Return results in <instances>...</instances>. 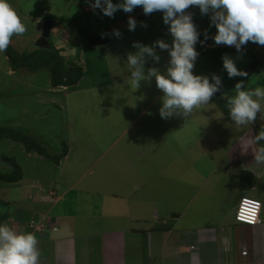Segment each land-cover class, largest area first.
<instances>
[{
  "label": "rangeland",
  "instance_id": "obj_1",
  "mask_svg": "<svg viewBox=\"0 0 264 264\" xmlns=\"http://www.w3.org/2000/svg\"><path fill=\"white\" fill-rule=\"evenodd\" d=\"M120 2L121 0H113V3ZM9 3L16 10L27 30L22 35H14L7 51L0 53V130H13L18 136L22 135L21 138L24 136L34 138L36 141L44 142L45 145L49 144V140L44 133L48 136L57 134L59 138H55L52 144L55 149H60L65 145L62 138L66 135H69L71 140L73 136L76 137L77 135L74 141V152L75 156L79 157L80 161L82 160L83 166L81 168L82 172L79 171L78 174L80 172L82 174L90 168L87 170V176L84 177L82 187L89 185L90 182L93 183L95 190L100 194L99 200L103 202V209H111L114 213L124 215L131 211L130 207L132 205L135 206L134 209L143 207L146 209L150 207L151 209L158 206L160 201L165 205L177 207L178 205L174 201L177 195L176 191L180 188L179 178L181 181L197 179L199 184L205 181L203 177L211 170L210 157H213L215 162L225 158L226 152L239 139L244 140L245 148L248 149L253 146L252 139L254 140V136L248 133L253 129V126L255 132L252 134L256 135L257 130L260 131L261 126L264 124H257L258 120L237 128L235 122L229 119L218 105L211 102L195 109L192 115L187 118L173 116L165 120L161 118L159 112L162 106L160 97L163 93L156 87L154 77L150 84L141 81L138 89L130 87L131 77H129L130 72L127 66V54L128 52L137 51L133 47V43L141 42L145 45H151L152 42L149 38L154 37L163 39L168 43L173 41V37H167L163 34L165 24L161 11L152 13L151 19L144 21L147 27H142V21H140L134 31H130L127 24L126 28L120 32V37L117 38L113 33L112 40L115 49L108 52V58L103 57V55L100 56L99 49L96 50L94 56H90L95 60V67L92 71V74L95 75L88 81H108L111 76L109 86L96 84L93 86L94 90L75 93L73 92L75 90L74 86L68 88L60 85L53 86L55 79L53 78L51 66H60V63H62L64 66L71 68H85L84 61L80 60L82 50L84 47H90L88 43H92L91 39L93 42H97V39L103 36L108 38L110 31L107 30L118 24L117 22L124 15L123 10H118L113 18L104 15L100 9L87 14L84 7L86 4L94 3V0H9ZM142 9V6L137 8L140 12H142ZM187 11L193 13L194 18H198V14L202 17L197 6H192ZM48 16L56 21L50 39L53 48L50 50L40 49L43 54L38 53L35 55L34 52L38 49L35 47V43L42 34L43 24L48 20ZM210 16L211 13L205 16V20L209 25ZM150 20H156V24H151L149 27L147 22ZM142 28L144 31L148 29L149 37L142 32ZM202 33L205 35L204 31ZM102 34L104 35L102 36ZM218 46L213 53L210 52V55L197 58L193 69L195 75H207L211 79L212 74H216L221 77L223 83L226 77L216 73L217 71L214 70L211 61L214 60L216 64H223L220 52L222 50L230 51L228 55L234 59L235 63L239 61L238 64L244 61V63L248 62V64H243L240 67V70L248 73V77H234V82L230 83L228 87L238 80L244 81L245 90L264 86V46L259 45L258 55L252 56L253 59L251 60L250 56L241 53L247 52V47L238 52L234 46ZM11 49L13 51L8 52ZM55 50H58V53ZM233 52L236 55L232 56ZM157 53L161 57L160 61L156 63L149 59L145 64L146 72L148 68L153 66L160 68L162 72L166 71L170 59L169 53L168 51ZM29 54L35 55H31V59L29 58L32 69L29 67H15L16 64L23 61V57ZM204 61L207 67L206 69H200L199 66ZM33 63H35L34 67ZM255 63L258 66H255ZM228 87L219 91L222 97L224 93L234 94L235 86ZM69 93L70 96L67 99L60 98V102L66 100L71 108L70 126L72 130L66 134L67 132L65 133L62 129L66 119L62 115L60 105L53 106L48 114L41 112L40 108L50 103V101L52 102V100L57 101L53 98L55 95L66 96ZM28 98L35 102L27 101ZM57 102L59 103V100ZM36 110L40 113L36 114ZM50 117L54 121L59 120L55 131L52 130L53 122ZM137 117L138 120L129 127ZM42 123L45 124L41 125ZM32 124L36 129L32 128ZM251 125L253 126L251 127ZM52 131L53 133H51ZM31 132H34V134ZM4 140H10L12 145L4 143L3 140L0 141V171L11 173L13 166L2 159V156L19 161L17 160L19 155L17 153L13 155V151L19 149L13 150L16 143H13L12 140L16 141L15 139L5 138ZM20 141L22 140L20 139ZM20 141H17V143ZM257 146L259 148L262 145L257 144ZM45 147L48 149V146ZM54 151L56 152V150ZM101 152L105 153L99 160L101 164L99 163L97 167L91 169L92 163L89 162L99 159ZM82 153H84V157ZM206 153H208L207 156ZM253 155L255 156V152ZM188 159L197 160V163L201 164L198 167L200 173L204 169L201 175L191 170L190 163L186 162ZM51 161L53 163L55 160H49V162ZM205 163L208 164V168L202 167V164ZM102 164L109 167L107 166L103 170L100 168ZM260 164L264 170V163ZM31 165L34 167L32 163ZM32 166L31 170L33 169ZM126 172L127 176H125ZM218 175L222 179L218 184H215ZM125 179H131L132 183L125 182ZM238 181L239 176L235 172L228 175V177L224 174L215 173L214 177L207 182V186L211 188V193L209 194L208 191L201 193L199 191L193 197L192 203L186 211L195 212L200 210L203 213L202 215L210 213L211 216L214 214L213 218L214 216L218 218V216H225V214L230 216V212L234 209V216L236 205L240 202L241 197H244L243 194L238 193V189L234 190V186L238 185ZM258 185L264 187V179L259 181L257 187ZM136 186L139 189H136ZM113 188L116 189L112 192ZM78 190L76 189L75 192L73 191L67 196L64 206L68 208L77 207L80 202ZM124 191L130 194L133 191V198L128 205H126L127 201L121 196L115 198L112 195L110 197L106 195L110 192L116 194L124 193ZM247 197L257 198L253 194H249ZM147 199L152 201L151 204L147 202ZM178 200L183 201L185 198ZM203 201L207 202L206 207H209L207 211L202 208ZM61 206L63 204L60 205L57 211ZM6 208L5 204H0V213H4ZM175 208L165 210L170 212L176 210ZM155 209H158V207H155ZM159 211L160 209L158 213ZM180 211L183 212V210ZM165 212L160 213L164 214ZM54 214H56V210ZM206 219L207 217L203 218L202 221L204 222Z\"/></svg>",
  "mask_w": 264,
  "mask_h": 264
},
{
  "label": "crops",
  "instance_id": "obj_2",
  "mask_svg": "<svg viewBox=\"0 0 264 264\" xmlns=\"http://www.w3.org/2000/svg\"><path fill=\"white\" fill-rule=\"evenodd\" d=\"M137 8L131 13H125L123 11L124 15L117 22L118 24L115 23L116 25L109 29L110 34L105 43H88L90 47H84L80 60L84 61L85 68L82 69L83 75L78 83L71 85L75 87L73 92H89L90 90H94L93 86L96 84H104L103 86L110 85L111 76L108 81H88V79L95 75L92 74L93 68L95 67V60L90 56H94L96 50L99 49L100 56L103 55V57L108 58V52L115 49L113 48L114 42L112 40L114 30L117 28L118 30L122 29L120 32L123 31L128 24L129 17L134 18L137 23L149 20V18L151 19L152 15L148 19H141L140 15L144 11L142 9V12H140ZM84 11L89 14L93 12V9L90 4H86ZM133 13L135 14L133 15ZM199 15H197L198 18L193 17V20L197 22L196 25L201 33L203 31L205 33V30H207L210 40L208 39L203 46L200 43L196 44L195 47L199 53L198 58L203 55H210V52L213 53L214 49L219 47L213 43L214 39L211 38L215 36L217 29L215 26L210 27L205 20L206 15H202V17ZM147 23L150 27L151 24H156V20H150ZM169 27L170 25H165V30H163V34L167 37L171 36ZM142 32L149 37L148 29L144 31L142 28ZM51 34L53 35V32ZM203 37V39H200L201 41L205 40V35ZM149 39H151L153 44L157 38ZM211 40L213 41L211 42ZM169 44H172V41ZM244 47H247L248 51L241 53L250 56V60L253 59L252 56L258 55V44L250 41ZM159 51L162 50L157 48V52ZM166 51L163 50V52ZM223 53L230 54V51L222 50L220 55L223 56ZM233 53L231 54L232 56L236 55L235 52ZM211 62L214 70L217 71L216 73L226 77V80L223 82L224 84L222 83L223 87H228L230 83L234 82L233 78L228 77L227 71L223 68V64H216L214 60ZM244 62L240 64L236 63L238 69L243 64H248V62ZM206 67L207 64L205 61L199 66L200 69H206ZM66 87L68 88L69 86ZM69 96L70 93L66 96L55 95L53 98L54 100H59V103L52 100V102L50 101V103L44 105L42 108L39 107L41 112L48 114L53 106L59 104L61 112H63L62 115L66 119L64 126H62L63 131L65 133L67 132L66 134L72 130L70 126L71 108L66 100L60 102V98L67 99ZM27 101L34 100L28 98ZM210 102L214 104L212 101ZM35 112L36 114L40 113L37 110ZM227 117L231 119L230 116ZM50 118L53 122L52 130L55 131L59 120L54 121L52 117ZM137 120L138 117L132 121L133 123L129 127ZM256 120H258L257 124H264V120H261L259 113L257 114ZM44 124L42 123L41 125ZM32 125V128L36 129L34 124ZM252 128L248 134L255 137L258 135L259 130L254 135L252 133L255 132V128L254 126ZM44 134L49 140L47 146H53L52 144L55 138H59L57 134H51L50 136L46 133ZM76 138L77 135L76 137L73 136L72 140L69 138V135L62 138L65 146L68 148V153L65 158L58 162L54 161L53 163L52 161L49 162L52 159L43 154L36 151H28L26 145H24L25 143L23 144L22 141L18 142L20 143L18 144L17 141L12 140L13 143H16L13 146V150L16 148L19 149L13 151V155L16 153L19 155V159H17L19 161H16V163L20 166L23 176L19 181L12 183L0 180V204L7 206L6 211L0 213V218L4 215L7 216L1 224L7 223L17 231L31 232L36 236L38 240L37 247L40 251L39 264H264V187H260L259 185L257 187L259 181L264 179V170L261 164L255 161V156L253 155L258 148L255 140L252 139L253 146L247 149L244 146V140L239 139L226 152L225 158L217 160L216 162L213 157H210L211 160H209L212 163V167L205 177L202 176L205 181L198 184L197 179L181 181L179 178L180 188L176 191L177 195L174 201L178 205L177 207L165 205V203L160 201L158 206H155L158 209H155V207L151 209L150 207L148 209L144 207L134 209L135 206L131 204L133 206L130 207L131 211L121 215L114 213L111 209L107 210L102 208L103 202H100V194L95 190L93 183L90 182L88 183L89 185L84 186V188L82 187L85 180L84 177L87 176V170L90 168L81 174V168L83 167L82 160L80 161L74 152V141ZM4 139H2L4 143L11 142L10 140L7 141ZM116 141L117 138L115 139V143ZM259 144L264 146V141H261ZM10 145L12 144L10 143ZM207 154L205 155L207 156ZM104 155L105 153L101 152L99 159H94L89 162L92 163L91 169L92 167H97L99 163L101 164L99 160ZM82 156H85L84 153H82ZM186 162L190 163L191 170L199 173V175L204 171V169L201 173L198 171V167L201 164L197 163V160L188 159ZM213 164L215 165L213 166ZM202 165L203 168H208V164L205 163ZM31 166L33 168L32 170ZM107 166L102 164L100 168L104 170ZM24 168H27V170ZM79 171L81 172L78 174ZM241 171L252 173L255 177L254 184L250 189L243 190L239 187L238 181V185L234 186V190L238 189V193L240 192V195L243 194L244 196L245 194L246 196L253 194L257 196L255 199L261 201L263 210L261 215L262 223L260 225L252 227L239 224L235 221V214L239 203L235 207L234 216V209L230 212V216L225 214V216H218V218H215V216L213 218L214 214L211 216L210 213L202 215L203 213L200 210L195 212L186 211L192 203L193 197L199 191L201 193L203 191H208L209 194L211 193V188L207 186V182L214 177L215 173L224 174V176L228 177L233 172L239 176ZM127 172L125 176L128 175ZM221 179L222 177L218 175L215 184H218ZM124 181L132 183L131 179H125ZM135 188L139 189L138 186ZM76 189H79L78 193L80 196V202L77 204V207L68 208L64 206L67 196L73 191L75 192ZM114 189L116 188H113L112 192ZM195 189L196 191H194ZM50 192H55L56 196L52 197ZM112 192L106 195L108 197L112 195L115 198L121 196L127 201L126 205L133 198V191L131 194L126 193V191L116 194ZM183 197L185 200H178ZM147 202L151 204L152 201L147 199ZM206 203V201L202 202V208L207 211L209 207H206ZM62 204L63 206L57 211ZM173 208L176 210L170 212L165 210ZM159 209L160 211L158 213ZM55 210L56 214H54ZM180 210H183V212ZM162 211L166 212L161 214ZM41 217H46L50 223H55L57 229L55 231L51 229L44 234L34 232L30 227V223L32 220H38ZM205 217L207 219L203 222L202 220ZM244 251L247 252L246 255L243 254Z\"/></svg>",
  "mask_w": 264,
  "mask_h": 264
},
{
  "label": "clouds",
  "instance_id": "obj_3",
  "mask_svg": "<svg viewBox=\"0 0 264 264\" xmlns=\"http://www.w3.org/2000/svg\"><path fill=\"white\" fill-rule=\"evenodd\" d=\"M90 6L94 11L100 9L104 15L113 18L118 10L131 13L138 6H142L145 15L156 11L163 13L164 24L170 25L172 44L163 39H157L151 45L134 42L133 47L137 51L128 52L127 66L132 88L138 89L141 81L150 84L155 78L156 87L163 93L159 112L165 120L173 116H191L195 109L208 104L222 88L219 75L212 74L210 79L207 75H195L193 72L199 56L195 46L197 43L203 46L210 37L205 30V40H200L193 13L187 11L190 7H199L201 15L211 13L210 27L217 29L215 36L211 37L215 45L234 46L238 52L250 41L264 46V0H121L120 3L94 0ZM141 26L147 27V24L141 22ZM128 27L134 31L137 21L129 17ZM26 30L9 0H0V53L7 51L14 35H22ZM114 35L118 38L121 33L116 29ZM157 48L169 53L166 71L153 66L146 72L145 64L149 59L156 63L161 59ZM222 60L229 78L248 77V73L238 69L227 53ZM223 98L237 128L254 123L258 113L264 120V86L245 90L244 81L241 80L236 83L234 94L224 93ZM254 140L257 144L264 141V125ZM255 161L264 163V146L255 152ZM37 246L38 240L33 233L17 231L7 223L0 224V264H39L40 251Z\"/></svg>",
  "mask_w": 264,
  "mask_h": 264
},
{
  "label": "trees",
  "instance_id": "obj_4",
  "mask_svg": "<svg viewBox=\"0 0 264 264\" xmlns=\"http://www.w3.org/2000/svg\"><path fill=\"white\" fill-rule=\"evenodd\" d=\"M150 15H145L144 12L143 14L140 15L141 19H148ZM52 17L48 16L47 19H51ZM195 24L197 22H194ZM109 31V30H107ZM199 31V30H198ZM200 32V31H199ZM204 35L200 32V39H203ZM92 43H105L107 41V36H103L101 38L97 39V42L91 39ZM43 50V49H42ZM13 50H9L8 52H12ZM56 53H58V50L56 51ZM43 54L42 51H40V49H36L34 54ZM34 54H29L26 57H23V61L20 62V64H16L15 67L17 68H26L29 67L30 69H32V64H29V58L31 59V55L35 56ZM61 60H63L61 58ZM64 62V60H63ZM33 63V67H34ZM65 64V62H64ZM66 65V64H65ZM52 67V72H53V78L55 79L53 81V86L57 87V86H71L74 85L76 83H78V81L82 78L83 75V70L81 68H71L68 66H64L62 63H60V66H51ZM61 67V68H60ZM236 84H232L230 87H234ZM228 87V88H230ZM226 87H222L221 89H225ZM212 102L215 103L216 105H218V107L223 111V113L226 116H230L229 115V110L226 107L227 101L226 99H224L221 94L219 93V91L212 97ZM2 130V129H1ZM0 130V139L3 138H10V139H15L16 141H20V139L22 140V142H25L26 148L28 151H36L40 154H43L45 156H47L48 158L55 160L56 162L60 161L61 159L65 158L67 153H68V148L64 145L63 147H61L60 149L53 147L51 145H48V149H46L44 142H41L40 140L36 141L34 138H28V137H22V135H17V133L13 130H4L1 131ZM16 133V134H15ZM34 134V133H33ZM21 142V141H20ZM45 145V146H44ZM56 150V152L54 151ZM55 153V154H54ZM2 159H4L6 162H9V164H11L13 166V171L11 173H1L0 172V180L5 181V182H17L22 178V171L20 166H18V164L16 163V161L13 158H8L7 156H2ZM3 160V161H4ZM255 181V177L253 176L252 173L248 172V171H241L240 175H239V187L243 190L246 189H250L252 187V185L254 184ZM6 215L2 216L0 218V224L2 223V221L4 219H6Z\"/></svg>",
  "mask_w": 264,
  "mask_h": 264
},
{
  "label": "built area",
  "instance_id": "obj_5",
  "mask_svg": "<svg viewBox=\"0 0 264 264\" xmlns=\"http://www.w3.org/2000/svg\"><path fill=\"white\" fill-rule=\"evenodd\" d=\"M50 195L52 197H55L56 193L50 192ZM262 210L263 205L261 201L255 198L244 196L240 199V202L238 204L235 214V220L239 224H245L253 227L258 226L262 223ZM30 227L34 232L40 234H44L51 229L54 231L57 229L55 223H50L46 217H41L38 220H32V222L30 223ZM243 254L246 255L247 252L244 251Z\"/></svg>",
  "mask_w": 264,
  "mask_h": 264
},
{
  "label": "water",
  "instance_id": "obj_6",
  "mask_svg": "<svg viewBox=\"0 0 264 264\" xmlns=\"http://www.w3.org/2000/svg\"><path fill=\"white\" fill-rule=\"evenodd\" d=\"M56 21L53 19H48L44 25L41 36L37 39L35 47L39 49H51L50 38L51 32L55 26ZM257 65V63H255ZM255 65V66H256Z\"/></svg>",
  "mask_w": 264,
  "mask_h": 264
}]
</instances>
